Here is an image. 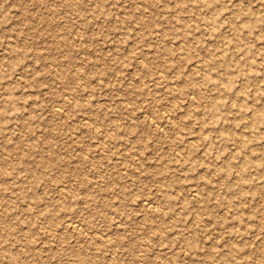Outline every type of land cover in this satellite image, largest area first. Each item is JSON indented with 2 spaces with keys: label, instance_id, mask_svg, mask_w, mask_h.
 Returning <instances> with one entry per match:
<instances>
[{
  "label": "rangeland",
  "instance_id": "obj_1",
  "mask_svg": "<svg viewBox=\"0 0 264 264\" xmlns=\"http://www.w3.org/2000/svg\"><path fill=\"white\" fill-rule=\"evenodd\" d=\"M0 264H264V0H0Z\"/></svg>",
  "mask_w": 264,
  "mask_h": 264
},
{
  "label": "bare ground",
  "instance_id": "obj_2",
  "mask_svg": "<svg viewBox=\"0 0 264 264\" xmlns=\"http://www.w3.org/2000/svg\"><path fill=\"white\" fill-rule=\"evenodd\" d=\"M243 9L241 7H238L236 8L235 10V14L234 16H232V21L235 25V23H237L238 19L241 18V15L243 14ZM261 19L258 18V17H253L252 15L249 16V19L245 22L244 24V27L247 28L248 30H251L253 29L260 21ZM212 23V22H211ZM231 30L232 31H236L237 30V27H231ZM228 42V41H226ZM224 49L223 52H226L228 49L227 48H235V43H232L231 41L228 42V43H224L223 46H222ZM149 54H145L144 57H143V60L146 62L149 57H148ZM209 64H220V65H223V67H226V68H229L230 64H229V57H226V56H219L218 58H210V59H202V60H197L196 62H194L191 67H192V70H195L197 69L198 67H205V66H208ZM179 74V81H177L176 84L180 85L182 87V90H184L187 94H195V92L197 91L195 89V87L192 85V83H188V80H186V77H185V74L182 72H178ZM203 80L204 81H211V77L205 75L203 77ZM233 81H234V75L233 73L232 74H229L228 78L226 79L225 81V84H224V87L223 89L221 90L220 94H225L229 97H231L232 99L236 96V91L233 90ZM175 87V86H174ZM199 98L196 97V99H192V104H196L198 101ZM209 109V108H208ZM224 110V109H223ZM207 111V110H206ZM209 112L213 115L214 118H216L215 122H214V125L212 126V131H214L215 133H217L218 136H222L224 139L230 141V140H233V134L232 132H227L228 129H227V126L225 124H221L222 122L219 121V119H217V116L219 115V113L222 112V108H221V105L220 104H214L213 108H211L209 110ZM260 116L258 117V119L260 121L263 120V113L260 112L259 114ZM166 122H170L174 125H176L174 123V115H168L167 117H164ZM186 123V121H182L180 126L184 125ZM201 123V128L204 129L205 128V123L204 121H200ZM178 126V127H180ZM176 127V126H175ZM233 151V150H232ZM234 156V152L231 154V159L228 161L227 165L224 167V179L226 181V185L228 187L227 190L229 191H233L234 192V189H236L235 187V182L231 181L230 178L232 177V169L234 167V161L232 160V157ZM260 165L263 164V162L259 163ZM202 166V165H201ZM197 168V167H196ZM226 168V169H225ZM209 169V167H205V171H207ZM219 169V167L217 168ZM204 179L205 181L202 183L203 185H206V184H209V180L210 178L208 176H204ZM208 182V183H207ZM213 189V188H212ZM233 189V190H232ZM244 189V188H243ZM245 191L243 190V193ZM214 194L217 193V191L215 192H212ZM147 200V199H146ZM199 201V200H198ZM145 207L144 210H146V212L148 213H152V212H155L154 211V206L152 205L151 202L147 201V203H145L143 205ZM147 213V214H148ZM241 221V220H240ZM74 223L73 220H71L69 222V225L72 226V224ZM78 225V224H77ZM70 227V226H69ZM196 240H190L189 241V245L191 247H195L196 246ZM233 249V246L232 248ZM231 253V252H230Z\"/></svg>",
  "mask_w": 264,
  "mask_h": 264
}]
</instances>
